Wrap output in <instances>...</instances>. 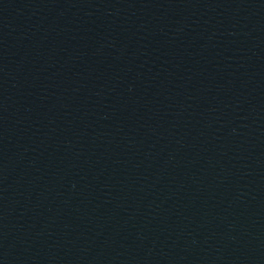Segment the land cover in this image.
<instances>
[{"label":"water","instance_id":"1","mask_svg":"<svg viewBox=\"0 0 264 264\" xmlns=\"http://www.w3.org/2000/svg\"><path fill=\"white\" fill-rule=\"evenodd\" d=\"M0 264H264V0H0Z\"/></svg>","mask_w":264,"mask_h":264}]
</instances>
